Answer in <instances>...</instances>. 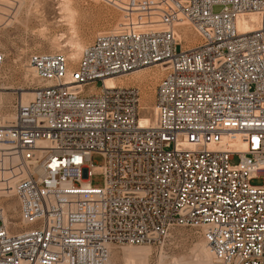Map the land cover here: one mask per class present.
I'll return each instance as SVG.
<instances>
[{
    "label": "built area",
    "instance_id": "built-area-1",
    "mask_svg": "<svg viewBox=\"0 0 264 264\" xmlns=\"http://www.w3.org/2000/svg\"><path fill=\"white\" fill-rule=\"evenodd\" d=\"M100 1L117 27L70 69L60 51L31 52L39 84L0 124V155L26 169L11 188L18 225L0 206V264H106L175 226L198 229L215 264H264V0ZM249 11L260 25L239 31ZM153 66L164 73L142 126L139 89L105 79Z\"/></svg>",
    "mask_w": 264,
    "mask_h": 264
},
{
    "label": "rangeland",
    "instance_id": "rangeland-1",
    "mask_svg": "<svg viewBox=\"0 0 264 264\" xmlns=\"http://www.w3.org/2000/svg\"><path fill=\"white\" fill-rule=\"evenodd\" d=\"M67 1L0 0V50L5 54L0 88L7 87L0 89V122L13 119L14 105L21 101L20 94L23 90L32 91L39 83L28 67L31 52L63 51L75 62L79 56L72 59V43L80 42L85 47L97 33L116 28L121 19L119 11L100 0ZM64 2L73 10L72 19L62 17ZM219 8L215 6L214 10ZM187 27V23H180L176 28L188 32ZM154 69L146 68L144 72ZM155 75L150 80L128 84L139 89L140 103L147 115L153 114L154 90L158 82V75ZM16 162L17 155L13 152L0 155V206L4 208L5 222L8 220L14 225H18L19 218L11 188L25 171ZM93 162L101 164L102 157L94 154ZM102 182L100 174L91 177L93 186H100ZM198 243L204 241L194 227L175 226L154 243L111 248L106 264H212L210 255L198 258L194 249Z\"/></svg>",
    "mask_w": 264,
    "mask_h": 264
},
{
    "label": "bare ground",
    "instance_id": "bare-ground-1",
    "mask_svg": "<svg viewBox=\"0 0 264 264\" xmlns=\"http://www.w3.org/2000/svg\"><path fill=\"white\" fill-rule=\"evenodd\" d=\"M65 1H67V0H65ZM67 2H64L63 6H62V12H63V16L62 17L66 16L67 19L68 18L70 19L72 17V14H73L72 11L73 10L69 7ZM70 24H72V23H70ZM259 25H260V15L258 13H256V12H254V11H249L248 13L240 14L236 18V27H237V29L239 31H242V32L251 31V30L257 29L259 27ZM187 26H188L187 28L189 29L188 32L185 31L186 29H182V31H180V30H178L176 28L175 30H176V34L178 35V37L180 39H185L186 42H187V46H190V45L195 44L196 42H198L199 37H198V34L195 31H193V29L191 28L192 26L190 24L187 23ZM72 48H73L72 49L73 50L72 59H75L78 56L80 58V54H81L82 50L84 49V47H82L81 43L80 42L72 43ZM60 52L64 53L66 55L67 59L69 60V69H70L71 66H73L79 60V58H78L77 61L73 62V61H71V59L67 56V54L65 52H63V51H60ZM28 67L31 68V70L33 71L34 75H36L32 65L29 63V60H28ZM153 67H155V69L153 71H151V72H144L146 70V68H150V67H143V68H140V69H136V70H134V71H132L130 73H127V74L106 78L105 79V84L107 86H114V85H118V84H120V85H128L132 81H136V80H142V81L150 80L151 78L154 77L153 75H155V74L158 75V80H159L160 77L164 73V71H163L164 68L162 66H153ZM156 80H157V78H156ZM142 81H139V82L142 83ZM146 83H147V81H146ZM34 87H33V89H34ZM1 88L2 89H6L7 87H1ZM155 88H156V86H155ZM89 90L93 91L94 87H90ZM32 92H33V90L32 91H29V90H25L24 91L23 90V92L20 94L21 95V102L29 101L31 99V97H32ZM154 98H155V90H154ZM154 111H155V105L153 106V112ZM151 116H149L147 114L140 115L139 116L140 125L145 126V125L149 124L151 122V119H153V114ZM12 120L13 119H7L6 121H2V122L8 123V122H11ZM2 122H0V124H3ZM238 144L239 145H237V146H242L240 144V142H238ZM228 147H230V146L228 145ZM25 172H26V169L24 171V174H25ZM196 231L200 234V236L202 237V239L204 241V243H198L195 246V248H194V249H196V251L199 254V257L198 256L197 257L199 259H202L205 256L210 255L212 264H215L213 252H212L211 248L209 247L206 239L204 238L202 233L200 231H198V229H196ZM128 246H138V245H128ZM109 256H110V253H109Z\"/></svg>",
    "mask_w": 264,
    "mask_h": 264
}]
</instances>
